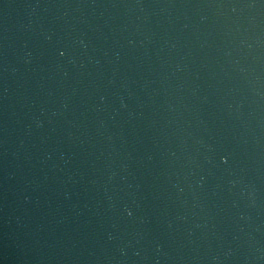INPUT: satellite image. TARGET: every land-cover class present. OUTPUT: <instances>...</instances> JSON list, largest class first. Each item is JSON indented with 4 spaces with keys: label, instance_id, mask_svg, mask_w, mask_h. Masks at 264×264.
<instances>
[{
    "label": "water",
    "instance_id": "1",
    "mask_svg": "<svg viewBox=\"0 0 264 264\" xmlns=\"http://www.w3.org/2000/svg\"><path fill=\"white\" fill-rule=\"evenodd\" d=\"M0 264H264V0H0Z\"/></svg>",
    "mask_w": 264,
    "mask_h": 264
}]
</instances>
